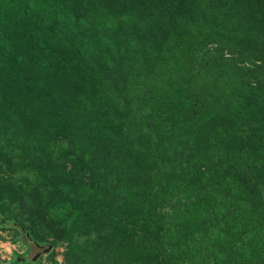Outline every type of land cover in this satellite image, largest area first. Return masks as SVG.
Segmentation results:
<instances>
[{"label":"rangeland","instance_id":"obj_1","mask_svg":"<svg viewBox=\"0 0 264 264\" xmlns=\"http://www.w3.org/2000/svg\"><path fill=\"white\" fill-rule=\"evenodd\" d=\"M0 264H264V0H0Z\"/></svg>","mask_w":264,"mask_h":264},{"label":"water","instance_id":"obj_2","mask_svg":"<svg viewBox=\"0 0 264 264\" xmlns=\"http://www.w3.org/2000/svg\"><path fill=\"white\" fill-rule=\"evenodd\" d=\"M47 251V250H46Z\"/></svg>","mask_w":264,"mask_h":264}]
</instances>
